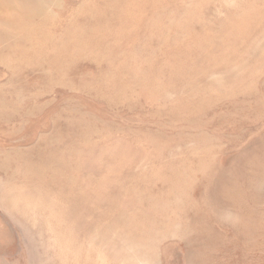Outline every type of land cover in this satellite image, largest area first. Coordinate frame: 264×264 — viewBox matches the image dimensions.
I'll return each instance as SVG.
<instances>
[{
    "label": "rangeland",
    "instance_id": "rangeland-1",
    "mask_svg": "<svg viewBox=\"0 0 264 264\" xmlns=\"http://www.w3.org/2000/svg\"><path fill=\"white\" fill-rule=\"evenodd\" d=\"M0 264H264V0H0Z\"/></svg>",
    "mask_w": 264,
    "mask_h": 264
}]
</instances>
